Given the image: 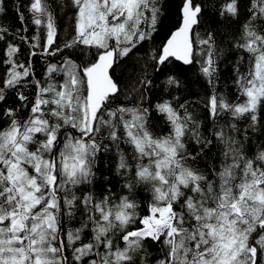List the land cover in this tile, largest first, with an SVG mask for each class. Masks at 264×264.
Masks as SVG:
<instances>
[{
  "label": "snow or ice",
  "instance_id": "1",
  "mask_svg": "<svg viewBox=\"0 0 264 264\" xmlns=\"http://www.w3.org/2000/svg\"><path fill=\"white\" fill-rule=\"evenodd\" d=\"M10 9L0 264H264V0Z\"/></svg>",
  "mask_w": 264,
  "mask_h": 264
},
{
  "label": "trees",
  "instance_id": "2",
  "mask_svg": "<svg viewBox=\"0 0 264 264\" xmlns=\"http://www.w3.org/2000/svg\"><path fill=\"white\" fill-rule=\"evenodd\" d=\"M14 0H8V3H9V16H8V19H9V22H16L15 21V14L11 12V9H10V6H11V3H13ZM178 2V0H177ZM17 26H18V22H17ZM0 48H2V46H0ZM2 70V69H1ZM37 71L39 72L40 71V65L37 64ZM202 82L201 81H197L195 79V77H193V83H192V91L193 93H197V92H200L202 90ZM231 91V89H230ZM197 97L195 95L191 96L190 99H196ZM201 110H202V107H201ZM3 124L2 122H0V127H2Z\"/></svg>",
  "mask_w": 264,
  "mask_h": 264
},
{
  "label": "rangeland",
  "instance_id": "3",
  "mask_svg": "<svg viewBox=\"0 0 264 264\" xmlns=\"http://www.w3.org/2000/svg\"><path fill=\"white\" fill-rule=\"evenodd\" d=\"M0 46H2V48H3V44L2 43H0ZM1 70V69H0ZM201 110V109H200Z\"/></svg>",
  "mask_w": 264,
  "mask_h": 264
}]
</instances>
